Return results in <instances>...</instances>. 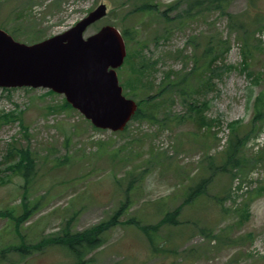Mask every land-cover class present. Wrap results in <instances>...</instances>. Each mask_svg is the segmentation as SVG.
<instances>
[{
  "label": "rangeland",
  "instance_id": "374dc122",
  "mask_svg": "<svg viewBox=\"0 0 264 264\" xmlns=\"http://www.w3.org/2000/svg\"><path fill=\"white\" fill-rule=\"evenodd\" d=\"M192 1L202 0H153L157 13L143 15L133 12L132 0H0V29L28 45L67 31L106 4L107 16L86 37L106 25L128 28L133 41L127 49L145 48L154 88L169 72H190L193 63L186 57L200 54L211 38L230 45L216 63L214 86L195 92L198 102H208L206 125L189 118L188 106L174 93L160 100L158 120H131L114 133L66 108L63 95L0 89V118L19 116L0 119V211L13 210L16 217H0V264H73L59 245L27 254L11 248L60 237L67 226L83 232L122 204L121 223L87 264H264V119L253 123L256 98L264 91V27L251 28L247 39L229 28L230 16L252 20L264 12V0H232L225 13L198 7L184 16ZM161 12L182 26L176 22L158 32L165 27L158 21ZM118 77L121 84L135 74L124 63ZM237 131L244 140L240 170L223 159ZM28 147L36 166L26 183L7 157L11 148ZM202 178H208V190L185 204ZM178 208V224L161 222ZM27 210L32 214L23 218ZM157 225L150 230L160 246L154 252L142 227Z\"/></svg>",
  "mask_w": 264,
  "mask_h": 264
},
{
  "label": "trees",
  "instance_id": "16d2710c",
  "mask_svg": "<svg viewBox=\"0 0 264 264\" xmlns=\"http://www.w3.org/2000/svg\"><path fill=\"white\" fill-rule=\"evenodd\" d=\"M134 2L133 12H140L143 15H150L152 13H157L156 6L153 4V0H132ZM232 0H202V1H195L190 2L189 9L185 11L184 16H188L193 10H198V7L204 9H217L223 11L225 13L230 5ZM173 10L177 9V6L172 8ZM231 17L229 20V28L232 31H238L240 38L247 39L248 35L251 31V28L264 27V12H261L259 15L255 16L252 20L247 19L243 20L239 17ZM179 20L177 18H168L166 12H161L159 14V22L163 24L165 27L161 26L159 31H168L167 26L174 25L175 26H182L179 24ZM115 27V26H114ZM118 29V28H117ZM122 36L125 39L126 46L129 47L131 42L133 41V36L131 35L128 28L123 29L121 31ZM13 34V33H11ZM161 34L157 33L155 35L156 39L159 38ZM14 37H16L13 34ZM154 37V38H155ZM135 39V37H134ZM197 45L199 43L194 42ZM139 43H137L138 45ZM198 47V46H197ZM145 48H141L139 50H134V48L127 49V57L125 63L130 65V69H132L133 74L135 77L127 79L124 83H121L124 88V95L127 98L134 99L138 105V109L133 116L132 120L134 121H156L158 120V116L162 111L161 99L163 100L165 96H178L182 98L183 102L188 106V117H198L201 120L202 124L207 123V119L204 116V110L208 105L207 101H203L202 103L198 102L195 98V92L207 91L209 86L210 88L214 86L212 75L218 70V60H221L224 53H228L230 51V45L227 44L225 40L217 39L215 42L211 38L208 40L204 46L203 50L200 54L196 53L189 58L188 56L186 59L193 63V68L190 72L182 71L181 73H167L165 79L154 88L155 84L151 80V74L154 71L152 63L150 64L149 60L146 62V59L143 58V51ZM197 50V48H196ZM250 51V50H249ZM122 68V67H121ZM151 73V74H150ZM198 87V88H197ZM199 89V90H197ZM15 89H6V91H11ZM33 90V89H31ZM51 94H55L52 91H48ZM206 93V92H205ZM66 108L73 107L66 101L64 103ZM255 117H254V127L256 123L260 120L264 119V91L256 98L255 104ZM19 116H15L14 113L5 114L1 118L9 119L11 118L13 121H19ZM0 118V119H1ZM21 123V121H20ZM97 129V128H96ZM99 130V129H98ZM236 128L233 127L232 131H235ZM248 134H246L247 136ZM239 132L237 131L236 134L230 140V146L225 150L223 159L225 162L229 164H235L238 170L241 169V158H240V151L242 146L244 145V140L239 138ZM15 157V158H14ZM8 159H12L15 161L14 165L11 166V169L14 172L21 174L26 183L30 181V177L33 175L35 170V160L33 157V153L31 149L28 147L26 149H15L11 148L8 152ZM210 167V171H213V175L217 174L218 167H215L212 164ZM220 167V166H219ZM208 178H202L195 187L191 188L190 192L187 195L184 203L189 204L193 203L194 200L205 190L207 191L209 186ZM133 185L127 189L126 195V203H130L129 200V193L131 191ZM126 204H122L112 217H110L105 222H101L83 232H71L69 226H67V230L63 232V235L56 238H49L47 240H42L40 243L35 245H28L26 242H23L20 246L12 247V251H16L18 253H31L33 250H40L46 248L52 244L59 245L61 248L70 255L74 263L73 264H87L88 257L99 248L103 247L106 242V234L114 227H117L121 221L120 219L123 217L124 209ZM180 212V208H178L174 214H169L163 219L161 222H168L170 224L176 225L177 219L175 215ZM32 214V210H27L25 214L22 216L23 218L30 216ZM0 217H5L10 220L16 219L13 210H3L0 211ZM160 222V223H161ZM130 223V222H129ZM70 225V224H69ZM159 225L157 226H144L142 227L143 232L148 236L150 245L152 247V251L157 252L159 251V247L155 245V240L151 237L150 230L158 229ZM25 241V238L23 239ZM6 250H9L7 248ZM5 253V250L3 252Z\"/></svg>",
  "mask_w": 264,
  "mask_h": 264
},
{
  "label": "water",
  "instance_id": "95a60500",
  "mask_svg": "<svg viewBox=\"0 0 264 264\" xmlns=\"http://www.w3.org/2000/svg\"><path fill=\"white\" fill-rule=\"evenodd\" d=\"M107 14V5L100 4L67 31L32 45L0 29V89L50 90L95 128L122 132L138 109L118 77L127 57L125 39L110 25L85 35Z\"/></svg>",
  "mask_w": 264,
  "mask_h": 264
}]
</instances>
